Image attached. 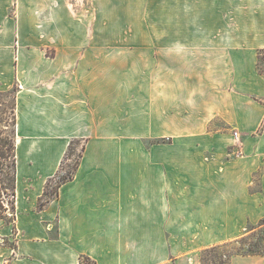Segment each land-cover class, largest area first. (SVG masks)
Instances as JSON below:
<instances>
[{
    "label": "crops",
    "instance_id": "crops-1",
    "mask_svg": "<svg viewBox=\"0 0 264 264\" xmlns=\"http://www.w3.org/2000/svg\"><path fill=\"white\" fill-rule=\"evenodd\" d=\"M260 52L264 0H0L17 159L0 264H201L264 226ZM73 140L75 176L40 209Z\"/></svg>",
    "mask_w": 264,
    "mask_h": 264
},
{
    "label": "rangeland",
    "instance_id": "rangeland-1",
    "mask_svg": "<svg viewBox=\"0 0 264 264\" xmlns=\"http://www.w3.org/2000/svg\"><path fill=\"white\" fill-rule=\"evenodd\" d=\"M166 24L162 22H145L139 23L136 27V24H125V23H118L114 21H109L106 24V30L108 32H116V31H127L130 32L131 30H140V31H162ZM169 28H172L171 26ZM108 46L111 45L113 39H108ZM260 70L264 73V53L262 55V61L260 62ZM16 90L10 89L7 91L0 90V153L2 148H4L5 142H9L13 144L15 139V117H14V95ZM138 140L140 144H143L147 147H150L153 143H174L175 141L178 142V137H150L147 135H139ZM84 145L83 141L75 143L74 151L70 156V160L68 161L65 169L63 170L62 174L60 175L65 176L69 171V165L73 166L76 162L80 159L79 155L82 154V147ZM0 162H2L0 158ZM2 166H0L1 168ZM5 171H7L6 166L4 167ZM60 178H56L54 181L50 183V191H52L53 186H55ZM11 200V199H10ZM13 213L11 206L9 205V209L5 213L6 215L3 218V221L0 222V226L9 225L13 221ZM249 231V230H248ZM13 235H10L6 238V243L13 244ZM251 250L254 251H261L264 253V226L257 229L253 233L246 235L239 240L227 243L224 247H218L212 250L211 252L207 253L204 256V264H212V261H215L216 264H228L229 257L233 253L238 252H250ZM83 264H92L91 261L86 259H82Z\"/></svg>",
    "mask_w": 264,
    "mask_h": 264
},
{
    "label": "trees",
    "instance_id": "trees-1",
    "mask_svg": "<svg viewBox=\"0 0 264 264\" xmlns=\"http://www.w3.org/2000/svg\"><path fill=\"white\" fill-rule=\"evenodd\" d=\"M264 52H260L259 54V61H258V67L260 70V62L262 61V55ZM261 71V70H260ZM262 72V71H261ZM263 73V72H262ZM80 142L79 140H73L70 145L69 149L66 153V156L61 164L60 170L56 174L55 177L51 178L48 180L45 193L44 195L39 199L38 202V208L42 209L44 208L47 203L51 201L54 197L57 196L59 187L62 185V183L67 182L68 180L72 179L75 176V173L78 169V166L80 164V159L82 157V154L79 155L80 159L74 164L73 166L69 165V171L67 172V175L65 176H60L65 169L68 161L70 160V156L72 155V152L74 151V145L75 143ZM4 148H2L1 153H0V158L2 162H0V219H3L4 216L6 215L5 213L9 209V205L11 206L12 210L14 211L15 209V202H16V188H17V159H16V153H15V139L13 144L9 142H5ZM85 145L82 147V153L84 151ZM6 166L7 171H5L4 167ZM60 178L58 183L53 186L52 191H50V183L54 181L56 178ZM11 199V200H10ZM14 216V213H13ZM225 245V244H224ZM224 245H219L210 249H207L202 252L201 254V264H204V256L214 250L215 248L218 247H224ZM234 255H264L263 252L261 251H254L251 250L250 252H238V253H233L229 257V262L230 264V259ZM86 260L89 261L88 258H85ZM94 264V263H92ZM212 264H216L215 261H212Z\"/></svg>",
    "mask_w": 264,
    "mask_h": 264
},
{
    "label": "built area",
    "instance_id": "built-area-1",
    "mask_svg": "<svg viewBox=\"0 0 264 264\" xmlns=\"http://www.w3.org/2000/svg\"><path fill=\"white\" fill-rule=\"evenodd\" d=\"M235 136L237 137L238 136V133L237 132H235ZM238 138V140H237V143L239 144V143H241V141H240V139H239V136L237 137ZM237 155H242V151L241 150H239L238 152H237Z\"/></svg>",
    "mask_w": 264,
    "mask_h": 264
}]
</instances>
